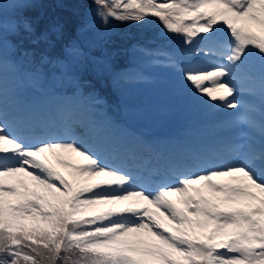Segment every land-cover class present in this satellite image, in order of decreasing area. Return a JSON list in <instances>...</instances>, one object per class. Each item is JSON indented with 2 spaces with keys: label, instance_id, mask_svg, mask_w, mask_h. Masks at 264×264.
<instances>
[{
  "label": "snow or ice",
  "instance_id": "6c2138e0",
  "mask_svg": "<svg viewBox=\"0 0 264 264\" xmlns=\"http://www.w3.org/2000/svg\"><path fill=\"white\" fill-rule=\"evenodd\" d=\"M93 3L105 25L157 18L185 44L204 42L197 51L216 61L179 71L213 104L241 107L232 82L238 74L248 92L264 98V63L257 76L248 61L255 49L264 62V0ZM218 26H225L227 42L213 40ZM21 33L36 46L22 56L44 64L52 62L49 50L63 29L22 14L9 22L0 3V264H264V114L258 126L241 118L250 129L258 127L259 144L252 135L235 137L223 148L232 162L214 163L219 153L186 149L167 157L146 186L75 138H62L23 114L9 118L15 97L9 76L19 70L8 59L9 41ZM96 206L108 207L91 213Z\"/></svg>",
  "mask_w": 264,
  "mask_h": 264
},
{
  "label": "rangeland",
  "instance_id": "374dc122",
  "mask_svg": "<svg viewBox=\"0 0 264 264\" xmlns=\"http://www.w3.org/2000/svg\"><path fill=\"white\" fill-rule=\"evenodd\" d=\"M4 1L12 7L27 2V0ZM96 7L97 5L94 4L85 10L83 22L78 28L76 37L63 48L62 58L56 60L58 72L53 75L52 86H57L58 90H51L48 94L43 91L44 67L42 64L33 63L23 57L22 52L26 50L24 48L13 51L12 44L15 42L10 39L8 59L16 62L19 67L15 76L11 74L9 76V79L13 81L10 86L15 88L14 101L10 99L9 102L10 119L23 114L31 120L41 121L43 118L50 123L56 121L55 131L62 138H75L82 145L84 144V147L100 156H103L102 149L105 146L113 148V145H118L121 142V138L124 141L136 140L139 143H144L147 140L146 145L153 147L156 144L159 146L161 138L159 134L166 132L165 125L171 116L182 117V122L176 125L170 133L172 136H177L181 129L185 130L188 138L186 144L183 142L181 146L183 151L186 149L198 150L199 147L202 149V141L204 143L202 150L207 151L209 147L210 151L219 153V158L226 160L229 154L227 151H223L220 144L243 135H252L254 141L259 144L258 127L254 131L240 121L242 117L248 116L254 119L258 126L262 114H264V98L258 91L250 93L246 90L249 84L243 76L238 74V78L232 81L237 87L236 99L241 104V107L237 109L225 108L219 101L213 104L206 96L193 92L182 79L180 68L192 64L207 66L216 61V57H205L203 53L197 51L204 47V42L197 39V42L190 47L193 52H187V55L183 57L180 54H171L162 49L163 47L147 50L141 49L140 46H134L129 51L131 54L130 63L133 65L114 69L108 66L101 57L92 53V49L98 47L99 39L112 29L111 20L105 25L95 15ZM6 18L9 22L14 20L7 15ZM229 39L230 36L225 26H218L213 40L227 42ZM248 61L255 67H261V64L264 63L255 49H252ZM223 62L226 63V61ZM101 66L107 68L103 74L108 75L107 82L117 91L115 93L116 100L113 102L117 106L114 110L107 111L112 113V116L102 110L104 97L97 86V88L94 86L84 88L83 91L78 85L72 86L81 69L86 70L95 80L104 82L101 78L102 74L99 72ZM255 75H259V70L256 69ZM66 86H71L69 89H73L65 92ZM208 86L211 87V85ZM138 102L141 104L138 105ZM53 103H56L54 106L55 115L50 117L51 111L47 108H50ZM116 111H120L124 118L121 123L128 122L135 128V132L127 133L126 131V134L118 137L122 128L117 125L119 121L113 118L116 116ZM87 119L88 122H91L89 126L92 129V136L89 131L85 133L82 130L85 126L83 123L85 124ZM229 159L233 158L230 156ZM57 167L62 174L68 175L69 169ZM129 167L138 172L145 171L133 164ZM152 173L150 176H153ZM140 177L142 178V176ZM171 198L177 199L175 196ZM107 207L96 206L91 210V213L106 210Z\"/></svg>",
  "mask_w": 264,
  "mask_h": 264
},
{
  "label": "trees",
  "instance_id": "16d2710c",
  "mask_svg": "<svg viewBox=\"0 0 264 264\" xmlns=\"http://www.w3.org/2000/svg\"><path fill=\"white\" fill-rule=\"evenodd\" d=\"M5 6V13L14 19L21 14L30 21L46 24L51 21L58 22L63 29V37L55 47L49 50L52 62L44 63L42 66L45 71V79L50 80L57 72L58 65L56 60L62 58L63 48L76 37L77 31L83 22V15L86 9L93 6V0H27L20 5L8 6L6 1L0 0ZM25 4L34 6L25 7ZM112 29L99 39L97 48L92 49V53L101 57L108 66L112 68L120 67L129 63L130 48L134 44L147 46H161L174 49L177 45L182 47L183 37L181 34L167 33L157 18H148L147 23L121 22L110 19ZM13 42L23 40V33L20 37H10ZM36 46L29 44L26 40L20 44V48L31 51ZM107 74H102V80H95L86 70L81 69L77 73V78L73 85L84 88L91 86L98 87L109 100H113L114 90L109 86ZM71 87V86H70ZM66 86L67 89L70 88ZM110 102V101H109Z\"/></svg>",
  "mask_w": 264,
  "mask_h": 264
},
{
  "label": "bare ground",
  "instance_id": "6f19581e",
  "mask_svg": "<svg viewBox=\"0 0 264 264\" xmlns=\"http://www.w3.org/2000/svg\"><path fill=\"white\" fill-rule=\"evenodd\" d=\"M85 119V118H84ZM83 125H85V126H83V128H82V130L85 132V133H88L87 131H90V130H92L91 129V127L89 126L90 125V121L88 122V119L86 120V122H85V124L83 123ZM84 138V137H83ZM87 139V138H86ZM88 140V139H87ZM86 140V141H87ZM83 143V142H82ZM86 143V142H85ZM92 143V142H91ZM84 145V144H83ZM89 146V145H88Z\"/></svg>",
  "mask_w": 264,
  "mask_h": 264
}]
</instances>
